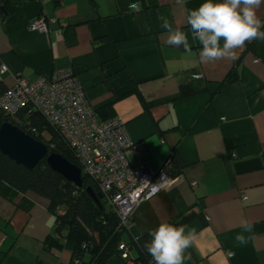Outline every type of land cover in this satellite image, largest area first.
I'll return each instance as SVG.
<instances>
[{
	"label": "crops",
	"instance_id": "crops-1",
	"mask_svg": "<svg viewBox=\"0 0 264 264\" xmlns=\"http://www.w3.org/2000/svg\"><path fill=\"white\" fill-rule=\"evenodd\" d=\"M204 2L0 0V80L9 88L17 75L34 81L70 67L97 118L120 117L153 169L174 153L170 184L134 208L122 233L135 259V239L194 213L183 224L197 233L184 264H264V41L246 43L234 61L202 63L186 9ZM39 16L48 32L29 29ZM160 16L189 34L190 53L165 43ZM244 219L254 232L240 245ZM72 248L44 196L0 182V264H70ZM121 263L117 254L106 261Z\"/></svg>",
	"mask_w": 264,
	"mask_h": 264
},
{
	"label": "built area",
	"instance_id": "built-area-1",
	"mask_svg": "<svg viewBox=\"0 0 264 264\" xmlns=\"http://www.w3.org/2000/svg\"><path fill=\"white\" fill-rule=\"evenodd\" d=\"M133 7L138 9L136 4ZM29 29L44 33L49 30L43 16L34 19ZM5 69V65L0 66V71ZM26 108L36 111L71 150L82 175L93 180L101 200L117 215L122 232L129 230L134 208L170 184L164 168L169 159L161 169H153L140 156L144 142L130 139L120 117L97 118L82 83L70 67L56 69L48 77L40 75L34 81L17 75L12 87L0 94V109L14 118ZM22 124L37 135L29 119ZM130 153L138 156L135 164L129 159ZM131 245L122 240L118 243L121 264H153L152 258L145 262L136 260L131 255ZM227 255L231 252L227 251Z\"/></svg>",
	"mask_w": 264,
	"mask_h": 264
},
{
	"label": "trees",
	"instance_id": "trees-1",
	"mask_svg": "<svg viewBox=\"0 0 264 264\" xmlns=\"http://www.w3.org/2000/svg\"><path fill=\"white\" fill-rule=\"evenodd\" d=\"M230 74V73H229ZM229 77V75H228ZM6 89L0 80V94ZM183 94L189 93L183 89ZM29 119L36 129L37 135L24 129L23 120ZM109 119V118H107ZM105 120V119H103ZM8 121L19 126L25 133L32 135L38 141H42L49 153L56 152L67 158L77 166V160L71 150L61 142L57 132L33 110L25 109L14 118L8 117L0 109V126ZM54 144L50 147V144ZM174 153L165 165L167 174L172 170ZM83 185L76 188L72 183L63 180L54 170L50 169L45 159L32 170L10 160L0 152V182L8 183L12 188L22 193L34 192L44 196L49 205V210L55 217L56 235L73 243V259L70 264H106L109 257L117 254V245L122 240V230L118 226V217L100 200L101 206L94 202L85 191L86 187H92L96 192V186L92 179L82 175ZM199 216L190 213L179 219L178 225L187 223L191 218ZM202 220L206 218L202 216ZM146 234L137 239V246L141 255L136 260L145 262L148 257L143 245L150 241ZM45 242L52 243L51 238Z\"/></svg>",
	"mask_w": 264,
	"mask_h": 264
},
{
	"label": "clouds",
	"instance_id": "clouds-1",
	"mask_svg": "<svg viewBox=\"0 0 264 264\" xmlns=\"http://www.w3.org/2000/svg\"><path fill=\"white\" fill-rule=\"evenodd\" d=\"M264 0H205L195 9H186V23L190 26L194 41L201 45L199 58L202 63L237 59V50L252 40L264 41V20L258 11ZM161 27L166 30L165 43L185 52L192 51L189 34L180 27H173L165 16H160ZM221 40L223 43L221 45ZM245 203L248 197H244ZM242 231L234 237L240 245H246L253 234L254 225L244 219L238 225ZM150 241L143 245L153 264H184L190 259L187 250L194 245L197 233L194 227L161 222L149 231Z\"/></svg>",
	"mask_w": 264,
	"mask_h": 264
},
{
	"label": "water",
	"instance_id": "water-1",
	"mask_svg": "<svg viewBox=\"0 0 264 264\" xmlns=\"http://www.w3.org/2000/svg\"><path fill=\"white\" fill-rule=\"evenodd\" d=\"M0 13L4 9L0 7ZM0 152L13 162L32 170L45 159L46 165L54 170L63 180L72 183L76 188L82 187L83 179L81 168L71 163L67 158L56 152L49 153L47 146L25 133L19 126L8 121L0 126ZM85 191L92 197L95 203L101 206V194L86 187Z\"/></svg>",
	"mask_w": 264,
	"mask_h": 264
}]
</instances>
